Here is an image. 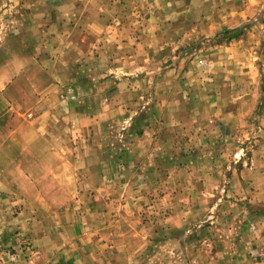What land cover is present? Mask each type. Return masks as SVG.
Wrapping results in <instances>:
<instances>
[{
    "label": "rangeland",
    "instance_id": "rangeland-1",
    "mask_svg": "<svg viewBox=\"0 0 264 264\" xmlns=\"http://www.w3.org/2000/svg\"><path fill=\"white\" fill-rule=\"evenodd\" d=\"M91 1L108 24L72 41V27L30 24L28 1L0 0V51L25 49L5 41L23 33L55 61L77 160L61 207L70 212L27 217L13 202L0 216V264H264V58L258 44L251 111L237 105V74L220 71L216 50L237 39L227 31L257 27L168 18L149 0Z\"/></svg>",
    "mask_w": 264,
    "mask_h": 264
},
{
    "label": "crops",
    "instance_id": "crops-1",
    "mask_svg": "<svg viewBox=\"0 0 264 264\" xmlns=\"http://www.w3.org/2000/svg\"><path fill=\"white\" fill-rule=\"evenodd\" d=\"M26 1V18H35L30 24L38 26L45 24V19H51L53 26L72 27V41H79L93 24H108V10L102 5L94 7L96 3L91 0H52V4L50 0ZM129 1L133 8L140 7L136 5L140 0ZM149 1L159 3L161 10L167 12L166 17L185 18L189 23L197 22L212 28L235 19L263 28L262 33L255 28L256 34H246L216 49L220 71L231 76L237 74L238 81L228 83L230 89L242 90L237 105L248 104L252 111L253 90L259 87L253 60L257 56L253 48L258 44L261 46L260 56L264 58V0ZM24 21V25L29 24L28 19ZM7 38L6 42L16 39L26 45H22L25 49L14 50L7 46L8 49L0 51V59H3L0 62V216L6 217L15 202L23 204L22 215L27 217L61 218L70 212L62 213L61 207L74 197L77 160L71 121L58 113L61 111L53 79L56 64L49 60L51 55L42 44V48L30 49L28 46L29 41H41L38 36L21 33ZM50 62L53 67L49 70L46 64ZM241 64L246 67L244 73ZM239 74L243 75L244 81ZM20 109L30 114L20 112ZM260 121L264 125V113L260 115ZM73 228L78 229L77 226ZM65 230L69 232L70 228ZM92 242L93 247H100L95 240ZM119 244L107 248L119 250L122 246Z\"/></svg>",
    "mask_w": 264,
    "mask_h": 264
},
{
    "label": "trees",
    "instance_id": "trees-1",
    "mask_svg": "<svg viewBox=\"0 0 264 264\" xmlns=\"http://www.w3.org/2000/svg\"><path fill=\"white\" fill-rule=\"evenodd\" d=\"M226 33H227L226 40H232L235 38H239L242 35V31H240V29L229 30Z\"/></svg>",
    "mask_w": 264,
    "mask_h": 264
}]
</instances>
